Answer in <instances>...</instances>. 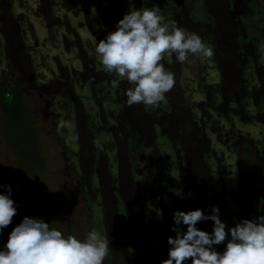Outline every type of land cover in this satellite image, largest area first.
<instances>
[{
  "label": "rangeland",
  "instance_id": "rangeland-1",
  "mask_svg": "<svg viewBox=\"0 0 264 264\" xmlns=\"http://www.w3.org/2000/svg\"><path fill=\"white\" fill-rule=\"evenodd\" d=\"M153 4L214 55L165 62L166 99L128 106L93 37ZM0 99L19 102L17 121L0 103V184L18 206L0 245L28 216L101 230L104 264H161L176 210L216 205L228 227L264 215V0H0Z\"/></svg>",
  "mask_w": 264,
  "mask_h": 264
},
{
  "label": "clouds",
  "instance_id": "clouds-1",
  "mask_svg": "<svg viewBox=\"0 0 264 264\" xmlns=\"http://www.w3.org/2000/svg\"><path fill=\"white\" fill-rule=\"evenodd\" d=\"M131 4V0H129ZM95 55L104 72L124 81L128 106L143 104L157 107L173 89L175 74L165 62L172 58L184 64L191 57L207 60L214 48L202 37L168 20L161 8L131 6L108 32L96 41ZM0 236L13 222L18 206L11 198L10 184H0ZM167 238L168 258L161 264H264V215L241 219L228 227L220 218V209L176 210L172 214ZM211 221V232L197 227ZM186 229V230H185ZM109 239L96 228L81 239L65 237L43 218L25 216L12 228L0 245V264H104ZM224 245L222 251L218 246Z\"/></svg>",
  "mask_w": 264,
  "mask_h": 264
},
{
  "label": "trees",
  "instance_id": "trees-1",
  "mask_svg": "<svg viewBox=\"0 0 264 264\" xmlns=\"http://www.w3.org/2000/svg\"><path fill=\"white\" fill-rule=\"evenodd\" d=\"M6 96V93H5ZM2 102V103H1ZM0 103H1V108L2 111L4 112V116H6L7 118L10 119H15L17 121V119L19 120V102L18 100H13L12 102H5L4 100L2 101L0 99Z\"/></svg>",
  "mask_w": 264,
  "mask_h": 264
},
{
  "label": "flooded vegetation",
  "instance_id": "flooded-vegetation-1",
  "mask_svg": "<svg viewBox=\"0 0 264 264\" xmlns=\"http://www.w3.org/2000/svg\"><path fill=\"white\" fill-rule=\"evenodd\" d=\"M28 3H29V1H28ZM56 15V14H55Z\"/></svg>",
  "mask_w": 264,
  "mask_h": 264
}]
</instances>
